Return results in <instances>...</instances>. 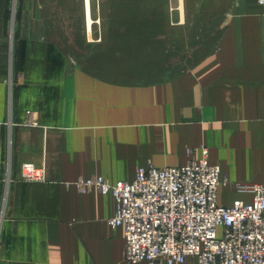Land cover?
Wrapping results in <instances>:
<instances>
[{"label": "crops", "instance_id": "1", "mask_svg": "<svg viewBox=\"0 0 264 264\" xmlns=\"http://www.w3.org/2000/svg\"><path fill=\"white\" fill-rule=\"evenodd\" d=\"M194 1L166 0L161 22L157 0L146 16L141 0H102L95 25L93 0H0V264H147L125 260L114 196L65 182L132 181L149 162L186 164L189 147L220 166L221 205L253 200L238 185H264V4L231 5L212 51L175 76L146 71L154 55L125 54L142 19L205 31L189 22L205 16ZM28 162L45 181L23 180Z\"/></svg>", "mask_w": 264, "mask_h": 264}, {"label": "built area", "instance_id": "2", "mask_svg": "<svg viewBox=\"0 0 264 264\" xmlns=\"http://www.w3.org/2000/svg\"><path fill=\"white\" fill-rule=\"evenodd\" d=\"M201 151L198 159L197 149L188 150L190 159L181 166L139 167L132 181L96 176L78 182L85 193L98 189L114 196L116 211L108 223L124 230L126 261L264 264V185H238L253 200L221 205L219 189L227 179L210 163L208 149ZM22 178L45 181V168L24 163Z\"/></svg>", "mask_w": 264, "mask_h": 264}, {"label": "rangeland", "instance_id": "3", "mask_svg": "<svg viewBox=\"0 0 264 264\" xmlns=\"http://www.w3.org/2000/svg\"><path fill=\"white\" fill-rule=\"evenodd\" d=\"M199 1L200 0H195L194 3L192 4L193 7L196 6L204 7L203 5L198 4ZM240 1L241 0H205V16L195 15L193 16L192 20H189V22H196L197 17L200 18V21H203L204 19V22L207 24L205 31L197 30L195 29L196 28L195 26L190 25L191 26L190 27L188 25L186 27L188 30L187 32H177V31L165 32L160 30L154 32L145 29L146 24L149 22V19H142L140 24L141 27L140 32H136V31L126 32V37H130V38H134V37H131V35H127V34H140L141 36L137 37L141 39L140 46L126 47L125 54L126 55L136 54V57L145 54L154 55L158 60L156 66H154L153 64L149 65L148 63L145 64L143 63L144 65L143 68L146 71L153 72L151 74L155 73L158 76L157 79L166 78L167 76H175L179 74L181 68L183 67L191 68L192 66L195 65L196 60L201 59L210 51H212L215 43L218 40V37L222 34L223 26L227 19V14L230 9V6L231 5L238 6ZM141 2H142V6L140 8V12L142 16L144 15L146 16L148 13H150V11H152L151 7H149L151 0H141ZM165 2L166 0H157V4H158L157 14L160 17V19L159 20L157 19V21H161V22L164 21L165 9L162 4H165ZM101 4H102V0H93V7H94L93 23H95V25H99L100 23L103 22V18L100 17L101 10L99 9L101 8ZM211 10L213 11V13H211ZM179 35H182L183 38L178 37ZM155 36L157 37V39H155ZM96 40H98V38H95L93 40L94 43H96L95 42ZM186 60L189 61L186 62ZM181 61H185V63H182ZM152 80H144V81H152ZM201 147L207 148L205 145H202L198 148L189 147L187 148V154H188V150H192V149L193 150L197 149V152L199 150L201 151ZM197 152H195V157L197 156L196 155ZM149 166H155V165L149 162L147 166H138V168L149 167ZM96 176L103 177L104 179L111 182L108 178L104 176L101 175H96ZM96 176H92V177H96ZM81 179L85 180L89 178L81 177L75 181L65 182V183L67 186H69L68 184H70V186H74L80 193L85 194V192L81 191L78 187V182ZM111 183H116V182H111Z\"/></svg>", "mask_w": 264, "mask_h": 264}]
</instances>
